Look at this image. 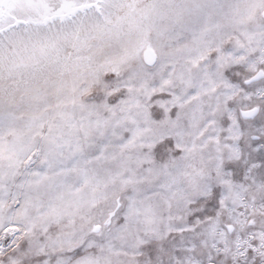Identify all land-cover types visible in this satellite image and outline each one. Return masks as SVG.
Here are the masks:
<instances>
[{
    "label": "snow or ice",
    "instance_id": "6c2138e0",
    "mask_svg": "<svg viewBox=\"0 0 264 264\" xmlns=\"http://www.w3.org/2000/svg\"><path fill=\"white\" fill-rule=\"evenodd\" d=\"M0 264H264V0H0Z\"/></svg>",
    "mask_w": 264,
    "mask_h": 264
}]
</instances>
